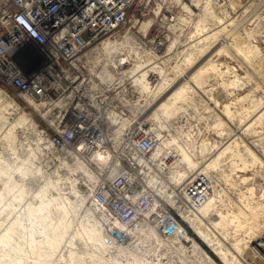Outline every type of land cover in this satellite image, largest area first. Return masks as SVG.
Returning a JSON list of instances; mask_svg holds the SVG:
<instances>
[{
    "label": "rangeland",
    "instance_id": "374dc122",
    "mask_svg": "<svg viewBox=\"0 0 264 264\" xmlns=\"http://www.w3.org/2000/svg\"><path fill=\"white\" fill-rule=\"evenodd\" d=\"M261 2L262 0H225L224 7L228 13L227 18H223L226 20L224 24L227 25L222 32V42H218V47L206 51H198L200 44L193 47L187 45L195 31L196 22L211 13L196 14L199 10L192 8L186 0H139L134 10L142 16V20L120 29L124 33L128 32L132 40L135 36L136 42L156 34L161 37V48L155 51L157 55L154 56L158 70H150L154 77L146 78L154 96L163 79L173 77V85L178 95L172 106L167 108L162 105L163 94L154 99L150 95L146 107V123L151 125L153 132L161 135L163 140L159 146L162 150L171 147L176 149V170L190 168L186 160L180 159V153L182 156H188L194 163H202L207 149L209 152L215 151L218 143L227 142V138L235 133L233 137L237 142L231 143L217 168L209 170L216 176L214 192L219 190V202L213 211L222 214L229 212L230 215L243 211L241 226L228 229H235V234L232 233L231 236L228 233V240L221 238V244L227 247L247 226V220L243 216H248L246 209H250L249 205L261 203L264 206V119L248 126L242 134L237 132L247 125L243 123L247 116L245 108H248L255 98L264 100V38L256 43L262 55H249L252 59L246 60L234 53L233 45L237 42L231 37L236 33L240 36H247L250 31L259 33L264 20V3ZM186 4L191 7L192 12ZM218 12L214 11L216 14ZM127 45L132 47L127 48L135 53L134 59L140 56L137 54L140 51L137 50L138 44L133 41ZM152 46L153 41H146V46L143 47L147 49ZM187 62L195 64L191 73L183 70ZM202 64L203 68L199 70ZM235 74L241 76L243 82L239 81L231 86L229 82L234 79ZM16 101L20 107L13 110L0 97V234L10 228L13 246L10 249L8 245H0V264H7L1 262L3 259H10V264H133V258L137 259L139 264H156L157 245L153 237L130 233L129 238L118 241L121 246H116L104 237L109 234L114 239L120 238L124 230L119 225L110 230L104 225L101 216V219L98 216L96 219L97 226L103 228L102 244L96 241L92 244L85 235L73 236L74 232L80 229V223H94L93 218L86 213L88 206L92 207L89 203L90 187L84 180L82 182V177L78 175L83 171V166L79 164L78 173H68L59 161L48 166L36 148L37 140L31 130L32 125L18 123L12 126L20 111L26 112L35 122H41V118L28 105L24 107L21 100ZM128 109L131 121L138 117L141 111L136 104L129 105ZM62 174L63 179L58 178ZM173 174L174 171L170 177ZM46 179H56L48 195L58 196L48 204L45 211L47 221L51 224L59 221L60 216L64 215L60 211L62 207H65V219L71 220L57 247L47 245L42 239L44 233L35 223L39 221V217L36 214L28 215L26 212L29 202L34 206L39 204V198L34 197V194ZM9 182L21 185L23 192H5L3 188ZM71 186L86 194L87 197L81 204L76 201L77 196ZM59 187H62L60 191ZM46 196L47 192L43 197ZM10 201L13 206L6 210ZM213 211L205 216L216 220ZM198 218L202 223L201 228L211 230L203 217ZM30 220L34 222L32 226ZM217 220L219 221V218ZM217 225L221 227L220 223ZM99 227L97 229H100ZM30 235L38 240L34 246L29 244ZM16 245L18 248H15ZM244 255L243 258L248 264H264V260L259 257L251 260V256ZM163 256L168 257L165 252Z\"/></svg>",
    "mask_w": 264,
    "mask_h": 264
},
{
    "label": "built area",
    "instance_id": "2783aa9c",
    "mask_svg": "<svg viewBox=\"0 0 264 264\" xmlns=\"http://www.w3.org/2000/svg\"><path fill=\"white\" fill-rule=\"evenodd\" d=\"M138 1L0 0V88L18 107L16 100H21L41 118L32 132L48 166L61 158L88 163L97 176L90 198L104 225L135 228L141 221L154 227L162 240L156 241V264H195L192 259L207 264L199 252L190 256L196 242L192 234L185 235L180 214H192L205 202L216 176L196 172L178 187L168 183L175 152L171 147L165 155H154L162 137L146 123L151 92L131 76L135 59L125 56L130 45L112 54L106 45L131 37L120 29L142 20L134 10ZM186 1L198 9L195 0ZM247 37L255 45L264 38V20L259 33L250 31ZM160 38L133 39L141 51L139 61H156ZM146 41L153 46L145 49ZM151 71L146 77H154ZM131 104L141 109L132 121ZM101 147L108 151L96 163L92 158ZM164 183L169 199L157 192ZM175 228L179 236L170 232ZM257 246L264 249V234Z\"/></svg>",
    "mask_w": 264,
    "mask_h": 264
},
{
    "label": "bare ground",
    "instance_id": "6f19581e",
    "mask_svg": "<svg viewBox=\"0 0 264 264\" xmlns=\"http://www.w3.org/2000/svg\"><path fill=\"white\" fill-rule=\"evenodd\" d=\"M186 5L188 6V9H190L192 12L191 7L188 4ZM194 5L198 7L199 9V11L196 12V14L200 15L202 12L205 15H207V13L209 12L211 13V15H209L208 17H205L204 15L205 18L201 17L196 22L195 31L193 32V34H191V38L187 46L193 47V46H197L200 44L201 46L198 51H206L208 49L218 47L219 45L218 42L219 43L222 42L221 40L222 32L225 30V27L227 25V24H224V22L226 21L225 19L227 18L226 15L228 13L224 7L225 1L218 2L215 0H212V1L211 0H195ZM215 10L219 11L218 14H216L217 12L214 13ZM224 17L225 19H223ZM231 37H233V40L237 42L235 46L233 45V50H234V53L240 56V58L244 57V59L246 60L247 59L251 60L252 56L250 58L249 55H255V56H257V54L262 55L257 45L251 43V41L248 39L246 35L240 36L239 33H236ZM130 43H133L132 38L130 36H126L122 39L120 43L117 41L112 42V40H110L106 43V45L110 46L109 49L112 54L115 52H119V50H121V46L122 47L125 45L127 46V44H130ZM215 43L217 46L214 45ZM128 48H132V47L129 46ZM128 50L129 51H126L127 54L126 55L124 54V55L128 58L129 56L134 58L135 53L130 52V49ZM140 53L141 51H139V53L137 54L141 55ZM150 57L153 58L152 56ZM147 60H148V57H146L145 62ZM156 61L147 62L143 64L141 61H139L138 58H136L135 61L133 62V65L130 69L131 76L135 77V83L139 84V86L143 90L151 92L152 87L150 86L146 76H147L148 71L158 70V63ZM203 65L204 64H202L199 70L203 68ZM194 67H195V64L193 62H187L183 70H186L187 72L191 73L194 70ZM199 70H196V72H199ZM172 78L173 77H165L163 81L160 83V85L158 86V88L155 90L154 96L151 94L153 96V99L154 97L163 94L164 100H163L162 105H164L166 108L172 106V103L176 100V96L178 95L177 89L173 85ZM239 81L243 82L241 79V76H239L238 74H235L234 79L230 80L229 84L233 86V85H236ZM0 97L4 99V101L6 102V105L9 108L13 110L18 109L17 104L12 99L7 97L1 88H0ZM27 101L30 104L34 105L36 109L39 107V104L35 103L30 98H27ZM245 110L247 111V116H246V120L245 121L243 120V123H247V125L242 130L238 129L237 130L238 134H242L247 129L248 126L264 119V100H262L260 97L253 99L249 107L245 108ZM18 123L19 124L26 123L27 126L32 125V130L34 131L33 129L34 121L31 119V117L26 112L20 111L17 117V121L13 123L12 126ZM234 134L235 133L231 134L227 138V142L218 143L217 146L215 147V151L209 152L207 149V151L205 152L206 157H204V160L202 163H194L188 156L186 155L182 156L181 155L182 153H180L179 154L180 159L186 160L187 166L190 167L188 168V170H183V171H181L180 169L176 170V167H178L176 166L177 165L176 161L178 159L177 158L178 153L174 151L176 150L175 148H172V150L175 153H174L173 160L170 163V166L167 168L169 172L168 183L169 184L172 183L173 185L178 187L180 183L183 182L184 179L190 177L192 174L196 172H203V173L211 174L209 170H211V168L216 169L222 157L224 156V154L230 149L231 143L233 141H235V143L237 142L235 140V137H233ZM37 138H38V135H37ZM159 145L155 149L154 155L155 154H157L156 156L165 155V150L167 151V149L162 150ZM107 151L108 150L106 147L99 148L96 151L92 160H94L96 163H99V160L104 158L105 153ZM59 163H61L60 165L64 166V170L67 171L68 173L71 171L77 172L79 170V164H81L83 166L82 167L83 171L79 172L80 174L78 175L80 176V178L82 177L81 181L83 182L84 180V183L88 184V187H90L89 188L90 190L89 203L91 204L92 207L88 206V209H86V213L89 217L93 218L92 221L94 223L92 222H90V224L80 223V229L75 231L74 232L75 234L73 236H77V235L84 236L85 235L86 238H88L92 242V244H94L95 241L102 244L103 234L101 230L103 228L101 229V227L97 226L98 220L96 218L97 216L99 218L100 216L102 217L103 214L99 210L94 208V206L92 205L91 198H90L92 191H93L92 190L93 185L97 179V176L94 173H92V171L89 169L88 163L82 159L80 160L76 159L72 164H69L68 161L61 158V161ZM173 165L175 166L174 169H172ZM173 171H174V174L172 177H170ZM62 177H64V174H62V176H58V178L60 179H63ZM244 178H247V177H242V179ZM153 179L154 178L151 177L149 181L153 183L152 182ZM55 181L56 179L55 180H51V179L44 180L43 183L37 187V190L34 194V197L39 198V201H40L39 204L34 206L32 202L31 203L29 202L28 207H26V212L28 215L36 214L39 217V221H36L35 223L39 225L37 227H40L41 232L44 233L42 239L45 241L47 245L53 246V247L58 246V244L60 243L64 235V232L67 230V228L70 226V223H71V220L67 221L64 217L66 215L65 207H62V210H60L61 213H64V215L60 216L59 221H56L54 224H51L50 221H47L46 219L47 213L45 211L48 208L49 202L56 200L58 198V196H52L50 194L48 195V192L53 187V184L55 183ZM214 182L215 184H213V188L214 186L216 188V179L214 180ZM75 183H77V180ZM165 186L166 184L164 183L162 184V186L156 187L157 192L159 196H164V197L166 196L167 199H169L170 195L168 194V191L165 190L166 188ZM61 188L62 187H59L58 190L60 191ZM213 188L209 196L206 198L205 202L199 207H197V209L194 210V213L188 214V215L184 213L180 214V222L183 225V227L185 226L184 230H185V233H187L185 235L192 234V238L196 242L194 243L195 246L193 247V252L190 253V256H192L195 252H199L196 254L201 253L204 256V258L207 260V264H248L247 260L243 258V256H245L244 254L251 256L250 258L251 260H254L255 257L264 259V250L257 246L260 241V238H259L260 234L264 232V206L258 202H257L258 204H254L252 206L249 205L250 209H246V211L249 213V214L247 213L248 216L247 217L243 216L247 220V226L245 227L243 232L240 233L239 236H237L234 240H231L228 243L229 244L228 247L224 246L221 244V238L224 237L225 239L228 240L229 238L228 233H230L231 236H232V233L235 234V229L229 230V231L228 229L233 228L234 226L236 227L241 226V223L243 222L241 212L243 211H240L234 214L232 213L231 215L229 212L222 214L221 212L216 211L217 212L216 213L215 210L213 211V209H215V207L217 206V203L219 202V190H216L214 192L215 188L214 189ZM249 189H251V187H249ZM3 190L5 192L16 190L21 193L23 192V187L21 185H17L15 183L9 182L4 186ZM71 190L75 192L77 196L76 201H78L80 204L87 197L86 194H84L83 192H80L75 186L74 187L71 186ZM46 192H47V196L43 197L46 194ZM58 195L60 196V193H58ZM12 206H13L12 202L10 201L8 203V207L6 210L11 209ZM210 211H213V214L216 215V220L212 219L211 217L209 218L205 216L209 214ZM200 216L203 217L207 221V223L211 227V230H207L208 228L206 227L205 229L200 227V225L202 224L200 219L198 218ZM217 218H219V221L217 220ZM102 219L105 222L104 217ZM33 223L34 222L30 220V226H32ZM218 223H220L221 227L217 225ZM118 225L119 227H121L122 230H124V232H122V234L120 235L122 238L120 237V238L114 239L109 234L105 235L104 237L105 240H107L110 243L115 244L116 246H121V244L118 241L120 240L124 241L125 239L129 238L130 233L134 235L143 233L146 236L153 237L154 239H156L155 241H162L159 237L158 232L154 230V227L148 226L149 228H147L145 226H142L144 224L141 221L135 226V228L133 227L128 228L120 224ZM97 227H99L100 229H97ZM108 228L110 229L111 227H108ZM9 229L10 228H7L3 233L0 234V245H8L10 249H12L13 248V246L11 245V239H12L11 233L12 232H10ZM176 229L177 228H175L174 230H171L170 232H173L176 234V236H179L180 232H178ZM181 234H183V232H181ZM28 240H29L30 246H34L35 242L38 241L31 235L28 238ZM16 247L18 248L17 245L15 246V248ZM178 248L183 249L181 245L178 246ZM60 256H62V254H60ZM134 259L135 258H133L132 263L139 264V262L136 261L137 259L135 260ZM1 262L10 264V259H3ZM12 262L14 261L12 260ZM181 262L182 264H188L186 261H181ZM191 262L198 264L195 259H192L190 263Z\"/></svg>",
    "mask_w": 264,
    "mask_h": 264
}]
</instances>
